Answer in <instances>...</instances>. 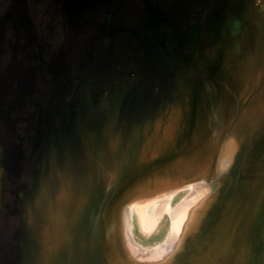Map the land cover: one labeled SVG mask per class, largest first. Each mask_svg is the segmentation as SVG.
Segmentation results:
<instances>
[{
	"label": "rangeland",
	"instance_id": "1",
	"mask_svg": "<svg viewBox=\"0 0 264 264\" xmlns=\"http://www.w3.org/2000/svg\"><path fill=\"white\" fill-rule=\"evenodd\" d=\"M214 1L203 25L190 0L153 21L138 0H0V140L49 119L0 264H143L122 210L174 187L173 208L201 180L173 264H264V0ZM129 218L142 250L167 239V213L151 232Z\"/></svg>",
	"mask_w": 264,
	"mask_h": 264
},
{
	"label": "bare ground",
	"instance_id": "2",
	"mask_svg": "<svg viewBox=\"0 0 264 264\" xmlns=\"http://www.w3.org/2000/svg\"><path fill=\"white\" fill-rule=\"evenodd\" d=\"M235 148L236 146H233V144L228 146L227 154L221 159V164H219L221 173L225 172L233 163V153ZM201 181L194 184L175 186V188L184 186V188H188L187 190H189V192L187 196H185L182 201L173 208L169 201V198L173 195L170 190L174 189V187L171 188V185V189H168L167 187V191H164L165 189L163 190L168 193L160 194L158 198L154 197L151 201L150 196L147 201H142L144 200L143 196L134 198V200L122 210L123 233L126 238V245L132 256L134 255L141 259L145 262L143 264L174 263L178 251L184 247L188 236L190 237L192 235L193 231L199 224L197 209L200 208H198V204L200 203L198 202V199L200 196L207 194L209 190L207 184H205L206 182H204V180L203 182ZM207 197L209 198V196ZM164 213H167L170 219L167 239L165 242L157 245L150 251L142 250L130 237V215H136L137 221L142 230L151 232L154 230L153 228L156 226L159 217Z\"/></svg>",
	"mask_w": 264,
	"mask_h": 264
},
{
	"label": "flooded vegetation",
	"instance_id": "3",
	"mask_svg": "<svg viewBox=\"0 0 264 264\" xmlns=\"http://www.w3.org/2000/svg\"><path fill=\"white\" fill-rule=\"evenodd\" d=\"M139 3L135 4L136 8L142 10L143 8L151 16V21L155 20L156 17L165 15V13H175L185 11V6L188 0H156L158 8L155 9L154 6L150 7V0H138ZM190 9L193 13H199L202 17L203 25L206 20V16H210L211 4L215 2L214 0H190ZM152 4V3H151ZM138 10V9H137ZM142 15V14H141ZM152 23V22H151ZM44 111L34 110L33 119L26 122V125L22 127L23 123L10 124L14 129H25L29 128V133L26 135L22 132H16L17 134L8 141L0 140V145H2L3 151L0 156L2 160L4 172L2 176V188H0V214H2V220L7 219L12 216L17 215V209L20 204H25L24 200L20 199V191H23L21 187L27 186L32 189L36 183L37 172L28 171L29 161L31 159V151L35 148V144L41 139V130L45 128L46 123L49 119L43 117ZM40 130V131H39ZM9 145V148H8ZM24 150L23 152L21 151ZM33 158V157H32ZM27 164V165H26ZM24 167V169H23ZM23 169V170H22ZM26 169V170H25ZM32 176L31 185L30 177ZM14 185L17 187L14 189ZM29 191V190H28Z\"/></svg>",
	"mask_w": 264,
	"mask_h": 264
}]
</instances>
